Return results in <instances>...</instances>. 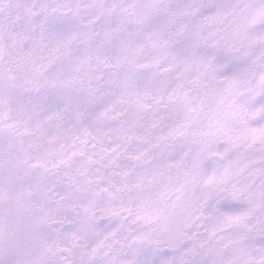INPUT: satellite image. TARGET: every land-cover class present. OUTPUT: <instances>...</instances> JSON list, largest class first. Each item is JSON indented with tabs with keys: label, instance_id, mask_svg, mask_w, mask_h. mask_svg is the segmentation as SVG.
<instances>
[{
	"label": "snow or ice",
	"instance_id": "6c2138e0",
	"mask_svg": "<svg viewBox=\"0 0 264 264\" xmlns=\"http://www.w3.org/2000/svg\"><path fill=\"white\" fill-rule=\"evenodd\" d=\"M0 264H264V0H0Z\"/></svg>",
	"mask_w": 264,
	"mask_h": 264
}]
</instances>
